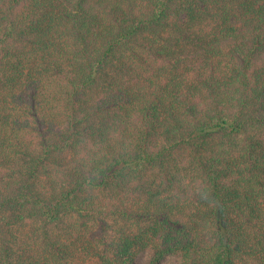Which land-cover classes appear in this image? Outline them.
Returning <instances> with one entry per match:
<instances>
[{"label": "trees", "instance_id": "16d2710c", "mask_svg": "<svg viewBox=\"0 0 264 264\" xmlns=\"http://www.w3.org/2000/svg\"><path fill=\"white\" fill-rule=\"evenodd\" d=\"M264 264V0H0V264Z\"/></svg>", "mask_w": 264, "mask_h": 264}, {"label": "rangeland", "instance_id": "374dc122", "mask_svg": "<svg viewBox=\"0 0 264 264\" xmlns=\"http://www.w3.org/2000/svg\"><path fill=\"white\" fill-rule=\"evenodd\" d=\"M150 257L151 250L145 249L138 254V256L134 259L133 264H148ZM159 264H177V258L173 255H167L159 262Z\"/></svg>", "mask_w": 264, "mask_h": 264}]
</instances>
